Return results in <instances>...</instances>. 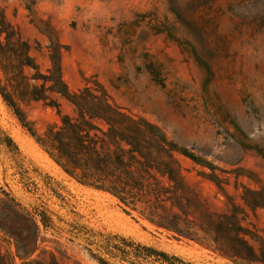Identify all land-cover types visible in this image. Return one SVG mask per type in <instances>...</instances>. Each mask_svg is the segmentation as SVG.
I'll use <instances>...</instances> for the list:
<instances>
[{
  "label": "rangeland",
  "instance_id": "obj_1",
  "mask_svg": "<svg viewBox=\"0 0 264 264\" xmlns=\"http://www.w3.org/2000/svg\"><path fill=\"white\" fill-rule=\"evenodd\" d=\"M42 138L147 218L77 183ZM85 231L264 264V0H0V251L97 264Z\"/></svg>",
  "mask_w": 264,
  "mask_h": 264
},
{
  "label": "trees",
  "instance_id": "obj_2",
  "mask_svg": "<svg viewBox=\"0 0 264 264\" xmlns=\"http://www.w3.org/2000/svg\"><path fill=\"white\" fill-rule=\"evenodd\" d=\"M38 143L61 169L77 183L108 192L115 196L124 206L130 207L147 218L141 207L137 205L135 198L132 195H128L123 187L113 185L111 177H108V175H99L97 167L93 163L84 166L76 163L74 160L79 152L76 147L69 146L66 149H59L47 138L38 140ZM4 194L7 195V193ZM10 200L12 203L8 204V208L16 211L22 209L13 199L10 198ZM24 214L33 223L36 230L39 229L38 221L45 229L52 226L50 217L44 212L32 215L25 211ZM82 238L87 245L95 248L87 247V250L89 257L97 264H192L174 254H169L166 251L142 244L119 234L102 235L92 231H85L82 233ZM16 252L21 259L20 264H61L56 255L46 249L47 258H33V252L21 250L19 247L16 248ZM7 259L11 261L10 256H6L0 251V264H6Z\"/></svg>",
  "mask_w": 264,
  "mask_h": 264
}]
</instances>
